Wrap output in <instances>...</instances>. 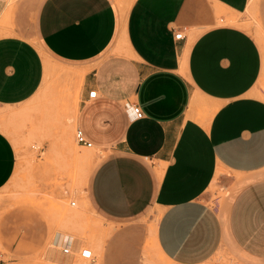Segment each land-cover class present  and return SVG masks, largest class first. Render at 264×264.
I'll list each match as a JSON object with an SVG mask.
<instances>
[{
	"label": "crops",
	"instance_id": "obj_1",
	"mask_svg": "<svg viewBox=\"0 0 264 264\" xmlns=\"http://www.w3.org/2000/svg\"><path fill=\"white\" fill-rule=\"evenodd\" d=\"M254 1L0 0V109L53 88L59 96L43 104L47 117L32 113L31 136L58 139L62 116L95 149L89 203L122 225L97 264H149L148 234L159 264H264L262 52L230 23L256 3L264 28V0ZM132 104L142 119H128ZM16 165L0 130V190ZM58 232L67 234L52 246L72 251L74 237Z\"/></svg>",
	"mask_w": 264,
	"mask_h": 264
},
{
	"label": "rangeland",
	"instance_id": "obj_2",
	"mask_svg": "<svg viewBox=\"0 0 264 264\" xmlns=\"http://www.w3.org/2000/svg\"><path fill=\"white\" fill-rule=\"evenodd\" d=\"M124 1L129 3L131 0H122ZM230 23L248 31L260 46L263 64L255 92L264 100V28L258 5L254 3L251 10L232 18ZM56 92L53 88H47L24 106L0 109V130L9 137L17 154L16 171L10 182L0 190V264L33 259L42 264H97L99 251L93 253L94 263L82 259L80 251L91 250L90 244L95 238L106 235L107 229L122 226L100 216L89 203L87 179L98 158L93 147L77 146L74 141L75 128L68 130L63 126L60 116L58 139L46 136L37 139L31 136L32 113L40 112L47 117L48 111L53 107L43 104L49 103V98L59 96ZM59 93L61 97L67 95L66 90ZM55 141L57 148L53 145ZM44 142H50L54 154L43 153L46 148ZM57 150L61 152L57 153ZM64 150L70 151L69 156L63 154ZM214 188H217L216 182ZM219 193V190L211 193L209 202L215 204ZM26 200L30 201L29 204ZM31 201L35 204L32 205ZM70 202H75L76 205L71 206ZM156 220V214L149 211L142 221L148 225L147 229H152ZM57 231H64L74 237V246L69 255H64L61 250H55L51 246L52 237ZM108 237H104L103 245ZM220 255L219 253L218 256ZM143 256L144 260H150L149 264L161 262L150 234L143 246Z\"/></svg>",
	"mask_w": 264,
	"mask_h": 264
},
{
	"label": "built area",
	"instance_id": "obj_3",
	"mask_svg": "<svg viewBox=\"0 0 264 264\" xmlns=\"http://www.w3.org/2000/svg\"><path fill=\"white\" fill-rule=\"evenodd\" d=\"M176 40H181L183 38L182 33L176 34L174 37ZM96 98V91H91L88 93V99H95ZM126 115L129 120L136 121L143 118V113L141 109L137 105H128L125 109ZM75 143L81 147L92 148V145L88 143L80 130H76L74 134ZM64 255H69L71 253L70 248H64L62 250ZM80 257L84 260H88L91 263L95 262V257L91 250L89 249H82L80 251ZM1 263V261H0Z\"/></svg>",
	"mask_w": 264,
	"mask_h": 264
},
{
	"label": "bare ground",
	"instance_id": "obj_4",
	"mask_svg": "<svg viewBox=\"0 0 264 264\" xmlns=\"http://www.w3.org/2000/svg\"><path fill=\"white\" fill-rule=\"evenodd\" d=\"M262 41V40H261ZM263 42V41H262ZM1 126H2V123H1ZM17 199V198H16ZM27 199V198H26ZM16 201V200H15ZM14 201V202H15ZM27 201V204H29L28 202H30V201H28V200H26ZM25 201V202H26ZM17 202V201H16ZM22 202H24V201H22ZM33 201H31V203H32ZM30 203V204H31ZM18 204H19V202H18ZM21 204V203H20ZM35 204V202L34 203H32V205H34ZM71 206H72V204H74V205H76V203L75 202H70L69 203ZM82 204H83V201H82ZM34 207V206H33ZM37 207V206H36ZM41 208H43L42 206H41ZM43 210H44V208H43ZM43 213H45V212H43ZM92 214V213H91ZM73 216H76V214L75 215H73ZM47 217H48V215H47ZM83 218V217H82ZM84 219V218H83ZM51 220H52V218H51ZM74 220V219H73ZM77 220V219H76ZM78 221V220H77ZM51 222V221H50ZM79 222V221H78ZM70 223V222H69ZM50 224H52V223H50ZM71 224V223H70ZM82 224H83V222H82ZM88 224V223H87ZM76 225V224H75ZM91 225H93V224H91ZM72 226H73V224H72ZM94 226V225H93ZM101 227V226H100ZM98 228V227H97ZM108 230V232H106V235H104V236H102V237H97V238H95L94 239V242L92 243V244H90L91 245V250H92V253H94V254H96L100 249H101V247H102V245H103V242H104V237L106 238V237H108L109 236V234H110V232H111V229H107ZM86 231H87V229H86ZM59 233V235H60V240L61 241H63L66 237L67 238H72L73 236H71V235H68V234H65V233H61V232H58ZM57 234V233H56ZM86 239H87V237H86ZM91 239V238H90ZM60 241V242H61ZM59 242V243H60ZM90 242H91V240H90ZM51 246H52V244H51ZM55 250H59L60 248H61V245H55L54 244V246H52ZM158 250V249H157ZM159 253V252H158ZM160 255V254H159ZM161 256V255H160ZM77 263V262H76ZM82 264H84V263H82ZM86 264V263H85Z\"/></svg>",
	"mask_w": 264,
	"mask_h": 264
}]
</instances>
